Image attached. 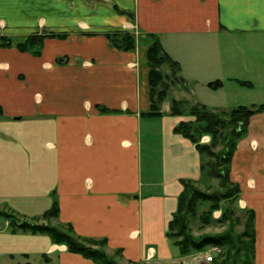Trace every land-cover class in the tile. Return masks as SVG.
I'll use <instances>...</instances> for the list:
<instances>
[{
	"label": "crops",
	"instance_id": "obj_1",
	"mask_svg": "<svg viewBox=\"0 0 264 264\" xmlns=\"http://www.w3.org/2000/svg\"><path fill=\"white\" fill-rule=\"evenodd\" d=\"M116 32L135 35L136 49L112 46ZM52 33L63 36L46 37L39 54L17 47ZM149 35L191 87L175 99L221 112L264 103V0H0V38L12 41L0 46V209L33 221L57 204L51 225L106 239L122 264H196L169 225L186 184L219 179L176 132L189 118L171 114L172 99L147 115ZM230 180L235 211L255 213L254 264H264V112L238 141ZM0 264L98 263L0 216Z\"/></svg>",
	"mask_w": 264,
	"mask_h": 264
},
{
	"label": "trees",
	"instance_id": "obj_2",
	"mask_svg": "<svg viewBox=\"0 0 264 264\" xmlns=\"http://www.w3.org/2000/svg\"><path fill=\"white\" fill-rule=\"evenodd\" d=\"M62 36L53 33L44 36L33 35L24 42L18 43L17 47L22 51H28L34 48L35 53L39 54L46 37ZM107 36L112 46L124 51L135 50L139 43L137 37L129 32H116L108 34ZM149 38L150 45L148 47L147 58L149 64L152 111L147 115L154 116L161 115L160 106L167 99L171 85L174 83L172 77L162 71V67L169 65L174 77L177 78L180 64L166 52L156 35H149ZM11 44V40L4 37L0 38V46H8ZM239 83L248 87L253 86L251 82L239 81ZM221 85V81L208 84L213 89H217ZM103 110L107 109L103 108ZM261 112H264V103L254 104L252 106H238L229 111L221 112L210 109L206 105L198 102L189 105L185 99L172 100V115L190 117L189 120H182L177 125L176 132L195 143L204 158H208L203 163V169L208 172V175L218 178L222 182L223 187L224 184H228L227 189L224 188L222 191L215 192L214 195L202 193L197 190L199 188L191 183L186 184V191L191 188L190 186H194L192 189L198 195V198L212 202L210 212L203 220L205 225L215 224L217 221H213L212 213L215 210L222 209V216L218 222L221 224L229 223V226L222 233L207 234L200 238L194 237L189 232L190 221L188 215L192 212V208L194 209L195 197L194 195L187 197V192L185 191L181 197L179 210L169 225V236L175 239V243L179 247L182 255H191L192 252L201 251L208 246H219L223 248V251L214 258L211 264H254V211L249 210L244 214L247 218H245L244 230L242 232H235L232 226L236 223L239 224L238 222L240 218L242 219V216L239 215L240 217L237 216L236 219H233L236 214L233 204H235L238 198L239 187L230 180V161L238 141L247 133L252 116ZM222 114L228 115V117L222 118ZM230 122L232 129L225 136L222 150L218 153H214L210 145L200 144L198 138H196L197 135L210 134L213 136L215 142L219 131H226ZM193 123H197V125ZM229 135L231 136L230 140L228 139ZM226 201H229V204L223 208L222 203ZM229 205H233V207ZM58 213V206L55 204L42 217H38L33 221H27L21 220L19 216L12 212L0 210V216L10 220L12 226L16 229L33 233H47L53 238L55 243L66 245L68 251L81 254L86 258L94 260L98 264H121L119 260L122 258V252L117 250L113 255L108 254L106 251V239L82 238L75 233L71 225L67 228L51 225L50 219L56 218ZM41 221H46V223Z\"/></svg>",
	"mask_w": 264,
	"mask_h": 264
},
{
	"label": "rangeland",
	"instance_id": "obj_3",
	"mask_svg": "<svg viewBox=\"0 0 264 264\" xmlns=\"http://www.w3.org/2000/svg\"><path fill=\"white\" fill-rule=\"evenodd\" d=\"M162 71L165 74H169L172 77V79L174 80V83L171 85V89L169 91L168 98H170L172 100L175 98L180 99V97H182L181 92L189 93V91H191V87L187 88V87H185L184 82L179 81V74L177 76L178 79L176 77H174L173 72L171 71V67H169V65L163 66ZM188 104L190 105L193 103H191V101H188ZM186 117H188L190 119L189 116H186ZM221 117L227 118L228 115L226 116V115L222 114ZM193 124L197 125V123H193ZM231 129H232V124L230 122L226 131H224V130L219 131V134L217 135V139L215 142H214L213 136L210 134L197 135L196 138H198V141L200 144L210 145L212 151L214 153H218L222 150L224 138L231 131ZM204 138H206V140H204ZM228 139L229 140L231 139L230 135H229ZM207 160H208V158L206 159V161ZM211 162L214 163L213 160H211ZM208 169H209V167H208ZM190 187L191 188L187 189V191H186L187 197H191L194 195L195 206H194V209L192 208V212H191L192 214L189 213V215H188L189 221H190L189 232L196 238H200L203 235H207V234H218V233L224 232L227 229V227L229 226V223L221 224L217 221V222H215V224H209V225L204 224V221H203L204 217H206L207 214H209L210 206L212 205V202L198 198V195L195 192H193L192 187H194V186H190ZM224 188L227 189L228 184H224V187H223L222 182L219 180L218 184L213 186V187H210L207 189H197V190L201 191L202 193H206L207 195H214L215 192L222 191ZM227 204H229V201L223 202L222 207L223 208L227 207L228 206ZM233 205H229V206L233 207ZM0 210H2V209H0ZM5 211L10 212L8 210H5ZM237 216H239L238 212H236L233 219H236ZM245 218H247V217L242 216V219L240 218V221L238 222L239 224L236 223V224L232 225L235 232L240 233L244 230ZM220 249H221L220 253H222L223 248L221 247ZM211 250H212V246H208L201 251L192 252V254H191L192 261L195 262L196 264H211L212 262H207L205 260L206 255H208L211 252ZM217 255L218 254H216V256ZM119 262L122 264V261L119 260Z\"/></svg>",
	"mask_w": 264,
	"mask_h": 264
},
{
	"label": "built area",
	"instance_id": "obj_4",
	"mask_svg": "<svg viewBox=\"0 0 264 264\" xmlns=\"http://www.w3.org/2000/svg\"><path fill=\"white\" fill-rule=\"evenodd\" d=\"M204 140H206V139H204ZM220 251H221L220 247H218V246H214V247H212L211 252H210L208 255H206L205 260H206L207 262H212L213 259H214V256H215L216 254L220 253Z\"/></svg>",
	"mask_w": 264,
	"mask_h": 264
}]
</instances>
